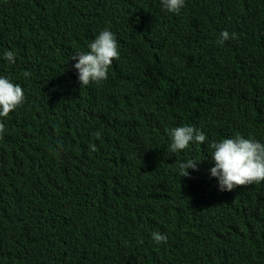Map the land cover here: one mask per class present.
Wrapping results in <instances>:
<instances>
[{
  "label": "trees",
  "instance_id": "1",
  "mask_svg": "<svg viewBox=\"0 0 264 264\" xmlns=\"http://www.w3.org/2000/svg\"><path fill=\"white\" fill-rule=\"evenodd\" d=\"M104 29L120 57L81 86ZM0 77L25 95L0 117V264H264V181L221 191L209 147L264 143V0H0ZM180 126L205 142L173 153Z\"/></svg>",
  "mask_w": 264,
  "mask_h": 264
},
{
  "label": "clouds",
  "instance_id": "2",
  "mask_svg": "<svg viewBox=\"0 0 264 264\" xmlns=\"http://www.w3.org/2000/svg\"><path fill=\"white\" fill-rule=\"evenodd\" d=\"M163 7L170 13L178 14L185 4V0H161ZM234 39L235 33L227 30L221 33L219 43ZM87 53H76L72 59L77 60L74 68L78 72L81 86L92 82L101 83L108 78V71L114 60H118L120 53L115 35L104 29L89 45ZM4 59L15 63V53L7 51ZM30 75V73H25ZM25 99L24 91L18 84H13L7 78L0 77V117H8L9 113L22 105ZM5 131V126L0 122V138ZM97 139L101 133L96 132ZM172 142L170 145L173 153L185 150L190 144H203L205 134L191 126H180L170 132ZM209 147L213 150L212 160L215 166L210 169L212 177L217 178L221 191H232L238 186L251 185L264 181V143L254 139L238 136L235 139H223L212 142ZM95 148H93V151ZM203 160L188 159L179 164L182 177L189 176V169L197 170L198 164ZM152 238L157 244L166 243L167 236L153 232Z\"/></svg>",
  "mask_w": 264,
  "mask_h": 264
},
{
  "label": "bare ground",
  "instance_id": "3",
  "mask_svg": "<svg viewBox=\"0 0 264 264\" xmlns=\"http://www.w3.org/2000/svg\"><path fill=\"white\" fill-rule=\"evenodd\" d=\"M87 239V238H86ZM86 244V243H85ZM77 248H79V247H77ZM77 250V249H76ZM73 260V259H72ZM90 264V263H89Z\"/></svg>",
  "mask_w": 264,
  "mask_h": 264
}]
</instances>
